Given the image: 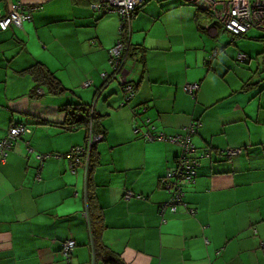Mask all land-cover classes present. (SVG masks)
<instances>
[{
  "label": "crops",
  "instance_id": "1",
  "mask_svg": "<svg viewBox=\"0 0 264 264\" xmlns=\"http://www.w3.org/2000/svg\"><path fill=\"white\" fill-rule=\"evenodd\" d=\"M22 1L44 7L33 12L34 26L0 29V140L14 124L31 129L5 160L0 151V264H68L61 246L69 239L76 242L71 264H113L95 257L87 167L73 171L63 156L38 158L84 144L85 127L55 124L65 121L66 104L94 97L106 134L96 147L92 185L104 217L102 240L124 264H264V35L244 62L239 36L209 13L181 0H145L130 21L139 51L128 70L137 93L122 105L119 83L103 86L118 14L99 16L73 0ZM7 3L0 0L3 13ZM37 61L73 91L53 95L44 88L35 96L28 68ZM88 79L93 84L85 86ZM187 83L199 84L196 96L184 89ZM143 118L167 135L194 122V144L212 149V161L203 159L185 188L187 207L176 213L160 212L170 197L160 178L180 148L136 134ZM229 149L244 150L230 158L216 154Z\"/></svg>",
  "mask_w": 264,
  "mask_h": 264
},
{
  "label": "built area",
  "instance_id": "2",
  "mask_svg": "<svg viewBox=\"0 0 264 264\" xmlns=\"http://www.w3.org/2000/svg\"><path fill=\"white\" fill-rule=\"evenodd\" d=\"M7 10L3 13L0 9V28L6 30L9 26H22L24 21L32 20L33 11L41 7V3H25L22 0L13 2L6 0ZM143 0H100V2L92 4V8L100 13H116L122 19L120 30L123 29V24L129 25L132 19V14L136 8L142 3ZM188 4H192L199 9L209 13L216 24L224 27L233 35L246 34L251 29H260L264 31V0H183ZM208 29H212V24H206ZM124 41L120 39L116 45L110 48V63L114 65L113 79H117L124 87V94L126 100H131L135 96V91L132 83H129L130 70L125 68V60L121 59L124 53ZM240 59L244 61L247 59V55L240 54ZM107 73L104 74V77ZM92 81L87 80L84 82L85 86L91 85ZM185 90L196 95L199 89L198 83H187L184 86ZM42 91H40L41 93ZM149 121V120H146ZM192 128V127H191ZM138 131V129H136ZM191 133L194 129L190 130ZM31 132L28 125L24 123L14 124L10 127L8 134L0 142V151L2 159L5 160L8 156L9 150L13 147L14 142L21 136ZM145 137L149 140H164L172 143L179 144L184 152L178 162L176 168H171L167 171L160 182L170 193L169 201L165 202L160 208L162 215L169 209L171 212H176L182 199L185 195L183 190L184 184H190L194 182L193 176L195 175L196 160L186 157L185 153L192 150V143L187 136L182 138L181 136H166L163 133L155 134L151 129L145 132ZM102 134L90 133L87 142L84 146H77L73 150L66 154H39L38 158L42 161L50 156L54 157H66L75 171L79 166H86L89 163L90 151L93 146L102 141ZM241 149L230 150L229 155L234 156L241 153ZM185 154V156H184ZM85 157V160L83 158ZM134 196L133 192H127L126 198ZM142 197V196H139ZM192 211V210H191ZM190 211V212H191ZM164 220V219H163ZM165 221V220H164ZM76 246V242L73 239H69L63 243V256L67 260L68 264H71L72 252ZM264 247V242H262Z\"/></svg>",
  "mask_w": 264,
  "mask_h": 264
},
{
  "label": "trees",
  "instance_id": "3",
  "mask_svg": "<svg viewBox=\"0 0 264 264\" xmlns=\"http://www.w3.org/2000/svg\"><path fill=\"white\" fill-rule=\"evenodd\" d=\"M73 1L77 4L89 5L90 7L92 6V4L100 2V0H73ZM146 1H148V0H146ZM146 1L145 0L142 1V3L133 12L132 17L136 14L137 11L142 9V7L144 6V3ZM181 2H183L184 4H187V5H192V4H188V3L184 2L183 0H181ZM41 6H42V4H41ZM192 6H194V5H192ZM91 9L94 13L99 14V16H103V15L107 14V13H100V12L96 11L95 9H93L92 7H91ZM197 9L201 10L198 7H197ZM33 19H34V17H32V20ZM121 21H122V19H121ZM13 26H15V25H13ZM3 31H5V30H3ZM246 34H243V35H246ZM243 35H234V36H243ZM120 39H123L124 44H125L124 53H123V56L121 57V59H124L126 56L125 68L128 69L129 58H134L135 52L139 51L138 48L131 43V22L128 26L123 24V29L119 30V37L117 38V40L113 46H115L117 41ZM109 50H108V53H109ZM218 51L213 53L211 55L210 59H213L217 55ZM110 59L111 58H110V54H109V61H110ZM248 59H249V57L247 56V60ZM110 64L112 66V70H111V72L107 73L106 76L104 77L105 80H104L103 86L105 87L107 84L111 83L112 81L118 82L119 86L122 90V94H123L122 105H128L136 96L137 85H136L135 81L133 80V78H131V76L129 75V78H130L129 83L133 84L135 96L131 100H126V97L124 94V87L121 85V83L117 79L112 80V77H113L115 70H114V65L112 63H110ZM28 69H29L28 71L33 75V77L35 79V85H34V88L32 90V92L35 96L41 95L40 91H44V88H47V91L49 93H52L53 95H63V94H66L70 91L71 92L73 91L71 89H68L63 84V82L56 76V74L54 72H52L42 62L37 61V62H35V64H33ZM92 84L93 83H91V85ZM102 89H103V87L99 88L100 93L102 92ZM94 98L95 99L92 101V103L70 102V103L66 104L65 108H64V110L66 112L65 121L63 123L55 124V125L59 126L61 129H65V130H73V129H77L78 127H85L87 130L85 142H84V144L78 145V146H84L86 144L87 138H88L90 133L102 134L103 138H105L106 132L102 126V116L96 111V103H97L96 98L97 97H94ZM131 110H132V113H134L135 115H137V116L139 115L138 111L135 110V108L132 107ZM145 110H146V108H144V111ZM146 120H149V121H146ZM43 123H50V122L47 121V122H43ZM142 123H143V128H140V127L135 128V131H136V129H138V131H136V134L141 133V136L146 140H149L145 137V132L147 130L151 129L155 134H158L157 131L155 130V126L152 125L149 118H143ZM18 124H20V123H18ZM24 124H26V123H24ZM26 125H28V124H26ZM189 125L185 127V130L183 133L174 134V135H172V134L167 135L164 132H159V133H163L166 136H181L182 138H186L187 136H189L193 147H192V150L190 152L185 153V154H186V157H189V158L196 160L195 175L193 176L194 182H195V179L198 176L199 168L202 165V160L209 158V160L211 162L212 158H213V154H212L211 148L200 149L194 144L193 135L196 132L197 126H196V123H194V122L192 125H190V126ZM191 129H194V132L191 133V131H190ZM4 137L2 139H4ZM2 139L0 140V142L2 141ZM154 140H156V139H154ZM159 141H164V140H159ZM15 142H14V144H15ZM166 142H169V141H166ZM169 143H172V142H169ZM14 144H13V146H14ZM172 144H176V143H172ZM176 145L179 146L180 152L175 158L173 168H176L178 166V162H179V160L182 157V154L184 152L183 148L179 144H176ZM75 147H77V146H75ZM75 147H73V148H75ZM96 147H97V144L91 148L90 156H89V163L87 165V207H88L87 215H88V221H89L91 234H92L93 249L95 252V257L98 260L101 259V260L105 261L106 263L124 264L122 259L119 256H117L112 250H110V248H108L102 240V233H103V229L105 227L104 217H103L102 207L99 205V203L97 201V196H96V193H95V191L93 189V185H92L93 184L92 183L93 182V174H94L97 162H98V154H97ZM12 148H11V150H12ZM73 148L70 151H68L66 154L70 153L73 150ZM11 150H9V152ZM230 150H232V149H229L226 151L217 150L216 154L217 153L219 155L223 154V156H225V157L228 156L230 158L231 157L229 155ZM241 150H242L241 153H239L238 155L243 154L244 149H241ZM9 152H8V154H9ZM66 154H63V155H66ZM185 154H184V156H185ZM83 160H85V157L83 158ZM161 177H163V176H161ZM160 180H161V178H160ZM160 184H161V182H160ZM189 185H192V183L184 184V186H183V190L185 192V195H186L185 188ZM185 195H184V197H185ZM184 197L182 199V203L179 204L180 206L188 205L185 202ZM169 199H170V197H169ZM169 199H168V201H169ZM163 204H165V202ZM163 204H161V207ZM191 210L192 209H190V211ZM166 212H171V211L168 209ZM176 212H171V213H176ZM194 213L195 212L193 209L191 211V214H194ZM62 250H63V245L61 246V252H62Z\"/></svg>",
  "mask_w": 264,
  "mask_h": 264
},
{
  "label": "rangeland",
  "instance_id": "4",
  "mask_svg": "<svg viewBox=\"0 0 264 264\" xmlns=\"http://www.w3.org/2000/svg\"><path fill=\"white\" fill-rule=\"evenodd\" d=\"M1 5V4H0ZM44 7V6H43ZM194 7H196V6H194ZM41 8H42V6H41ZM91 8V7H90ZM197 8V7H196ZM92 10V9H91ZM109 14H111V13H107L106 15H109ZM119 16V15H118ZM27 21H30V22H32V20H27ZM26 22V21H25ZM32 24V26H34V23L32 22L31 23ZM22 28V26H18L17 27V29L18 30H20ZM35 31H36V29H35ZM229 32V31H228ZM249 32V33H248ZM247 33L248 34H246V35H243V36H239V37H237V41H238V43H239V45H241L240 47H239V49H243V52L246 54V55H248V51H254L255 50V48L257 47L258 48V46L257 45H260L259 47H261V46H263V42H261V41H259L258 40V38H256V37H259V35H264L263 33H264V31H262V30H260V29H251V30H249ZM238 43H237V46H238ZM246 47H248V48H246ZM34 48H35V46H34ZM37 48H42V45H41V43H40V47H38L37 46ZM258 53V52H257ZM257 53H256V55H255V57L256 56H258L257 55ZM259 57H261V56H259ZM238 60H240V58H238ZM246 60L247 59H244V62H246ZM242 63V62H241ZM243 67L244 68H248V65L246 64V63H243ZM261 77H263V79H264V75L263 76H261ZM260 77V78H261ZM263 82V83H262ZM262 86H264V81L262 80Z\"/></svg>",
  "mask_w": 264,
  "mask_h": 264
}]
</instances>
